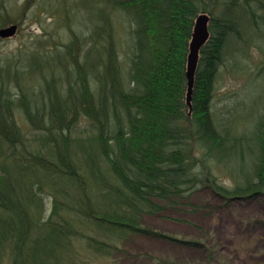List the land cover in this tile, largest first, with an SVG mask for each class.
Masks as SVG:
<instances>
[{
	"label": "trees",
	"instance_id": "trees-1",
	"mask_svg": "<svg viewBox=\"0 0 264 264\" xmlns=\"http://www.w3.org/2000/svg\"><path fill=\"white\" fill-rule=\"evenodd\" d=\"M11 1L0 0L1 26L16 23ZM16 1L22 13L33 1L64 16L68 33L0 63V264H62L77 240L112 259L132 233L203 246L142 219L196 210L201 188L225 203L264 195V95L247 112L242 97L213 102L227 40L239 67L249 45L264 55V0ZM201 12L209 35L189 108L186 56Z\"/></svg>",
	"mask_w": 264,
	"mask_h": 264
},
{
	"label": "rangeland",
	"instance_id": "rangeland-1",
	"mask_svg": "<svg viewBox=\"0 0 264 264\" xmlns=\"http://www.w3.org/2000/svg\"><path fill=\"white\" fill-rule=\"evenodd\" d=\"M11 2L15 11L9 13L17 19V29L13 36L0 37V63L34 50L42 51L59 38L57 47L59 40L66 38L64 16L58 18L41 12L33 1L22 13L19 1ZM85 13L82 9L81 15ZM122 17L120 20L125 21L126 17ZM227 41L231 54L237 55L238 43L231 38ZM231 54L216 81L213 102L222 105L226 101L238 102L242 97L238 111L247 112L264 95V75L256 76L257 67L264 65V55L256 46L249 45L240 56L239 67V61L233 60ZM45 200L48 205V198ZM191 200L200 204L196 210L193 205L181 203L158 214L145 215L142 222L158 232L199 240L211 250V257L203 246H186L158 235L132 233L123 240V252L114 254L112 259L92 248L84 251L82 242L77 240L78 251L68 252L62 264H264V195L225 203L201 188L192 192Z\"/></svg>",
	"mask_w": 264,
	"mask_h": 264
},
{
	"label": "water",
	"instance_id": "water-1",
	"mask_svg": "<svg viewBox=\"0 0 264 264\" xmlns=\"http://www.w3.org/2000/svg\"><path fill=\"white\" fill-rule=\"evenodd\" d=\"M208 20L209 15L206 12L199 13L193 23L191 36L188 42V52L186 56V104L190 108V99L192 84L194 78V71L197 65L198 53L200 47L204 44L208 38ZM17 24L9 23L6 25L0 26V37H10L13 36L16 32Z\"/></svg>",
	"mask_w": 264,
	"mask_h": 264
},
{
	"label": "bare ground",
	"instance_id": "bare-ground-1",
	"mask_svg": "<svg viewBox=\"0 0 264 264\" xmlns=\"http://www.w3.org/2000/svg\"><path fill=\"white\" fill-rule=\"evenodd\" d=\"M208 14V13H207ZM209 15V14H208ZM209 21V20H208Z\"/></svg>",
	"mask_w": 264,
	"mask_h": 264
}]
</instances>
